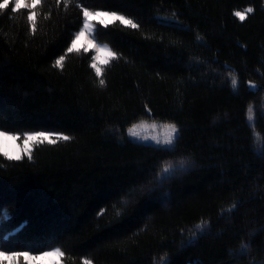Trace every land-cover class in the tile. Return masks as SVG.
I'll return each instance as SVG.
<instances>
[{"label": "trees", "instance_id": "1", "mask_svg": "<svg viewBox=\"0 0 264 264\" xmlns=\"http://www.w3.org/2000/svg\"><path fill=\"white\" fill-rule=\"evenodd\" d=\"M14 7L0 11V130L70 139L19 160L0 151V250L55 247L61 264H264V154L254 143V132L264 139V0ZM247 8L243 21L233 15ZM83 9L139 25L96 24L116 56L100 76L93 51L68 52ZM144 120L176 125L174 150L129 139ZM181 160L185 169L161 183ZM241 243L250 245L242 256Z\"/></svg>", "mask_w": 264, "mask_h": 264}, {"label": "snow or ice", "instance_id": "2", "mask_svg": "<svg viewBox=\"0 0 264 264\" xmlns=\"http://www.w3.org/2000/svg\"><path fill=\"white\" fill-rule=\"evenodd\" d=\"M39 3V0H33V5ZM9 6V0H3V3H0V11L7 9ZM29 5L27 4H23L21 3V0H16L15 2V7L13 8V11H16L18 9H20L21 7H28ZM253 11L252 8H247L245 9L243 12L241 11H234L233 15L235 17H237L238 19H240L241 21H243L246 18V14L247 13H251ZM111 16L113 18H115L116 20L121 21V23L129 25L131 28L135 29L138 28L139 25L135 22H133L132 19L127 18L124 15H118L116 12H91L87 9H83V27L81 28V30L79 32H77L75 34V39L72 41V45L71 47L68 48V52H72L73 49H75L76 47V42L77 40L80 39V37L82 35H84L85 33H89L91 34V25L89 24L88 21V17L89 16ZM28 21L32 22V30L33 32H35V22H34V18L33 15H29L28 16ZM199 39V37H198ZM101 48L98 46L96 48V51H100ZM103 50L108 51L109 55L114 59L116 58L115 53H112L107 46H104ZM95 57H93V63L91 64V67L95 70L96 75L100 76L101 75V68L95 63ZM64 60V57L61 56L59 59L56 60L55 64L56 66H62V62ZM107 62V61H106ZM104 80L101 79L100 80V84L101 86L104 85ZM237 80L235 78V76L233 75L231 78V87L233 89V91L237 90ZM254 87V86H253ZM264 114V113H262ZM248 122H249V127L254 129V114H253V109L251 107V105L248 108ZM155 126V125H153ZM168 128V134L165 137L163 143L161 144V142L159 140L155 141V144L151 145V147H153L155 150L158 151H172L174 150V146H175V142L177 139V133H178V129L174 124H169L166 126ZM132 136H136V132L133 129L129 130ZM52 134H46L44 132H37V133H33V134H24V140L25 143L29 142V141H35V140H39L41 142H43V140H48V142L54 143L55 141L53 139H50V136ZM0 136H5L7 138H12V139H18V136H8V133L5 131H0ZM57 139H61L64 141H67L70 139V137L68 136H64V135H60L57 137ZM145 140L147 139V137L144 138ZM155 140V138H153ZM254 143L257 146V150L258 152H260L261 154H264V139H262L258 134H256L254 132ZM25 151H27V149H25ZM5 155H7L5 153ZM9 159H12V157H8ZM31 158V157H29ZM15 159L19 160L21 159V157L18 155L15 157ZM185 169V161L181 160L179 162H177L176 166H173V164L171 162H169L167 164V166H165L162 169L161 175L159 176V181L161 183H163L164 181L170 179L172 177V175H174L177 171H183ZM235 207V204H233L230 208L226 209L225 211L227 212H231L232 209ZM119 215V213H117ZM6 218V217H5ZM207 228V222L206 221H201L200 224L196 225L195 230L189 229L190 232L193 233V236L190 238L189 240V244L192 243V240L195 238V235L198 234H203V232L205 231V229ZM9 237H4V240L7 241ZM250 248L249 244L246 243H241L240 245V249H239V254L242 256L244 255ZM63 255V253L60 251L59 248L55 249L54 252H45L44 255ZM25 257L26 259H33L36 257H32L29 255V252L24 251V252H19V251H13L10 248H5L4 251H0V257H2L4 260H11L13 262H15L19 257ZM84 264H91V262L89 260H85Z\"/></svg>", "mask_w": 264, "mask_h": 264}, {"label": "rangeland", "instance_id": "3", "mask_svg": "<svg viewBox=\"0 0 264 264\" xmlns=\"http://www.w3.org/2000/svg\"><path fill=\"white\" fill-rule=\"evenodd\" d=\"M11 1V0H9ZM16 0H14L15 4ZM22 5L27 4L29 5L27 8H33L35 5H33V0H21ZM22 8V7H21ZM91 12H110V11H103V10H89ZM243 12V11H241ZM117 13V12H116ZM118 15H123L119 14ZM249 14V13H247ZM246 14V16H247ZM125 16V15H124ZM127 17V16H126ZM128 18V17H127ZM89 24L91 25V34L85 33L80 37L79 40L76 42V47L73 49V51H78V50H91L93 51V57H95V63L101 68V73L103 72L104 67L113 59L108 51L103 50L104 46H107V48L112 52V49L103 43H100L97 41L94 35L95 27L97 23H101L103 25H107L109 23L117 22L119 20H116L115 18L111 16H89L88 17ZM121 22V21H120ZM134 22V21H133ZM83 27V26H82ZM81 30V29H80ZM79 30V31H80ZM78 31V32H79ZM75 39V38H74ZM100 47V51H96L97 47ZM107 61V62H106ZM170 123H164V122H158L154 120H144L139 123L134 124L130 129H133L136 132V136H132L130 133V129H128L127 136L129 139H131L134 142L140 143V144H148V145H153L155 144L156 140H159L161 144L163 143L165 137L168 134V128L166 127ZM155 125V126H153ZM176 126V125H175ZM177 127V126H176ZM178 129V128H177ZM2 131V130H0ZM37 132H44L46 134H52L50 136V139H53L54 141L58 140L57 137L62 135L58 133H53L49 131H28L24 133H8V136H18V139H12V138H7L5 136H0V151L3 152L4 154L6 153L8 157H12V159H15L16 156H31L34 147L40 143L43 142H48V140H43V142L39 140L35 141H29L25 143L24 140V134H33ZM179 132L176 134L178 137ZM147 137L145 140L144 138ZM155 138V140L153 139ZM27 149V151H25ZM57 248H51L47 251H44L39 254H34L29 252V255L32 257H36L33 259H26L23 257V259L28 263V264H61L62 263V258L63 255H44L45 252H54V250ZM1 251V250H0ZM61 251V250H60ZM20 257L15 261L11 260H4L2 257H0V264H18Z\"/></svg>", "mask_w": 264, "mask_h": 264}]
</instances>
